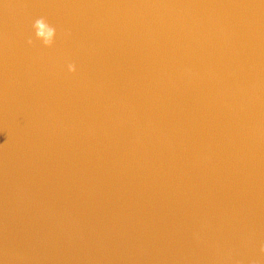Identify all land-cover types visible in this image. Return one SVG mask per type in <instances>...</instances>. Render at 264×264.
I'll use <instances>...</instances> for the list:
<instances>
[{
    "label": "water",
    "instance_id": "water-1",
    "mask_svg": "<svg viewBox=\"0 0 264 264\" xmlns=\"http://www.w3.org/2000/svg\"><path fill=\"white\" fill-rule=\"evenodd\" d=\"M262 244L264 46L207 0H0V264Z\"/></svg>",
    "mask_w": 264,
    "mask_h": 264
},
{
    "label": "clouds",
    "instance_id": "clouds-1",
    "mask_svg": "<svg viewBox=\"0 0 264 264\" xmlns=\"http://www.w3.org/2000/svg\"><path fill=\"white\" fill-rule=\"evenodd\" d=\"M32 30L34 32L35 40L41 42V44L46 48H51L57 37V29L55 26L51 25L45 17H39L35 19L32 23ZM27 43L33 45L34 41L29 38ZM67 70L69 73L76 72V65L74 63H69L67 65ZM199 239V236H197ZM261 260H253L250 264H264V244L260 247ZM224 264H243V261L234 260L231 253L225 258Z\"/></svg>",
    "mask_w": 264,
    "mask_h": 264
}]
</instances>
